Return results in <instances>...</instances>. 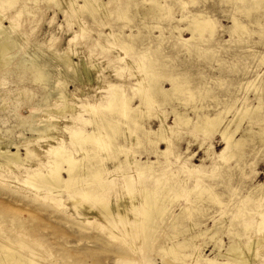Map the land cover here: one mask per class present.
<instances>
[{
  "label": "rangeland",
  "instance_id": "374dc122",
  "mask_svg": "<svg viewBox=\"0 0 264 264\" xmlns=\"http://www.w3.org/2000/svg\"><path fill=\"white\" fill-rule=\"evenodd\" d=\"M258 1L260 0H161L162 20L154 24H149L148 17L143 15L137 18L138 7L135 6L128 13L131 23L129 19L126 22L114 19L106 23V26L92 22L83 28L80 24L87 15H72L69 23L68 17L65 18L62 13H55L57 8L51 4V0H39L37 7L32 0H19L13 5L0 1V12L8 18L5 20L6 26L9 25L8 20L12 19L18 29L27 34L32 42H40L46 48L69 50L76 61L82 60L81 57L86 58L88 70H92L94 64L100 65L98 71L93 70V80L88 81L85 76L82 83H66L67 92L72 94L71 102L76 101V113L70 115L67 110L66 114L64 112L60 114L48 110L61 106L62 100L55 99L40 108L38 103L36 105L41 98L40 93L33 105L18 106L25 115L28 112H38L39 116L35 119L37 127L44 128L47 125L49 129L48 132L34 133L13 128L12 142L20 146V153L24 159L26 146L32 148L40 159H49L58 153L65 155V152L74 151L76 143L72 141V135H69V130L65 127L66 121L70 128L91 129V123H86L91 119V115L85 106L89 103L96 105L105 102L104 96L109 90L105 91L101 87L110 81L122 82L126 95L133 96L137 87L134 86L136 79L132 78L131 71L147 80V76L138 68H141L139 64L142 63L138 60L143 59L142 64L148 65L150 64L147 63L148 60L156 58L157 56L153 55L157 54L161 55L159 60L164 65L160 66L158 77L164 74L170 77L174 75V78H178V83L184 84L183 92L192 89L197 93L195 100L191 99L188 93L181 96L182 101L168 99L169 103L165 105L158 99L156 103H160V107L149 105L146 110L151 113L146 114L143 119L147 126L158 129L161 117L166 124L172 125L173 111L176 107L193 116L195 113L191 109L199 106L202 108L201 113L220 114L222 117L221 126L215 133L208 131L201 134L202 132H195L194 126L190 125L182 127L184 133L178 139L175 135L171 136L175 144L172 147L175 153L185 152L190 142L191 149L188 153L197 154L188 161V164L200 165L201 170L207 172L202 173L201 176L204 178L200 181L196 179L198 175L187 173L186 163L184 165L173 156L167 162L162 159L165 163L157 169L159 180L139 176L136 168L131 166L124 165L114 170L116 162L114 163L111 158L115 154L111 158L109 156L111 160L107 162V167L111 168L112 172L106 178L111 176L115 181V190L111 192V196L119 192L124 184L128 186L146 184L160 189L165 186L173 188V191L161 194L162 198L165 197L168 207V220L164 226H157V232L150 236L151 241L145 238L144 241H138V247L131 248L124 241H117L109 234L107 228H102L100 220L83 222L75 219L77 217L74 218V213L77 211H74L76 209L66 192L54 196L57 199L61 198L60 204L49 197L46 201L34 199L30 195L32 188L17 179L16 175L20 178L24 175L21 174L22 166H17L13 172L10 167L0 169L2 174L0 179H3L0 180V242L28 257L31 256L30 251L35 252L32 257L42 264H209L205 259L215 257L216 264H223L226 261L217 256L218 249L214 247L216 241L220 242L219 245L226 246L229 239L238 240L234 233H239L244 241L247 237L264 235V231H259V224L264 218V199H259L257 195L259 186H264V109L253 114L255 119H250L251 116L248 115L241 121L239 129L235 130V121L241 111L248 106L251 108L259 106L262 103L261 99H264V1L257 6ZM111 2L113 3L110 5L111 9L124 10L135 0ZM24 4L30 7L31 12L20 16L18 11ZM199 14L212 18L213 33L206 28L202 41L193 39L186 42L185 39L192 37V32L188 29L180 32L178 29H192L193 18ZM53 16L54 19L56 16V19L51 21ZM234 19L245 28L236 27ZM110 28L117 32L133 31L137 34L135 42L128 43L129 50L123 41L118 42L100 35V31L106 33ZM196 36L198 37L199 33L196 32ZM193 45L201 46L205 50L200 52L188 50ZM147 49L149 51L146 53ZM151 50L154 51L151 53ZM118 55H122L123 60ZM133 62L136 64H132ZM130 65L134 66L131 68ZM168 76L156 80L159 86L171 88ZM150 86L143 84L141 88L148 89ZM34 88L42 89L38 85ZM139 103L140 100L135 97L131 105ZM7 106V115L13 114L8 118V124L0 125L1 130L11 128L16 122L13 116L18 109L11 108V105ZM98 115L102 119L110 117L109 111L103 114L98 112ZM130 126L134 128L136 125L132 123ZM52 130L58 132L53 134ZM143 133L142 129L138 135L141 134L142 137ZM37 135L52 138L50 143L44 142L55 149L51 151V148H45L46 144L42 143ZM224 135L242 139L239 146L233 149L234 157L227 163L217 159V154L226 146ZM56 137H60V141H56L58 140H55ZM8 143V138L2 140V144ZM16 148L11 147L13 152ZM159 148L166 149L167 143H161ZM147 149V152L146 147L134 149L132 157L141 160L156 159L153 150L148 146ZM119 158L123 159L124 155L120 154ZM28 160L34 164L32 160ZM0 162L4 165V160ZM65 166L66 163L60 168ZM124 171L128 175L124 176ZM62 175L67 177L64 171ZM207 187H210V191L203 190ZM211 194L216 197L212 198ZM148 204L150 203H144L143 208L148 207ZM187 207L192 209L190 217L188 213H182L183 208ZM245 223L250 226L248 229L243 226ZM195 225L197 227L189 234L200 233L206 229H218L212 241L210 232L192 241L195 245L206 242L201 246L200 253L202 252L204 258L199 262L196 263L194 257L190 256L185 260H175L172 255L160 251V248L167 244L182 241L188 235L182 234L185 229ZM172 226H175L174 231L171 230ZM167 233L174 234V239H166ZM66 242L70 243L69 248H65ZM140 248H143V251L139 253ZM263 249L264 242L258 255L260 262L264 261ZM189 252L191 251L186 249L182 250L181 254L188 255Z\"/></svg>",
  "mask_w": 264,
  "mask_h": 264
},
{
  "label": "bare ground",
  "instance_id": "6f19581e",
  "mask_svg": "<svg viewBox=\"0 0 264 264\" xmlns=\"http://www.w3.org/2000/svg\"><path fill=\"white\" fill-rule=\"evenodd\" d=\"M0 1L13 5L19 0ZM32 1L37 7L39 0ZM263 1L264 0L258 1L256 5L260 6ZM129 3H131V1H129ZM51 4L57 8L55 13H62L65 18L68 17L67 21H69V23H71L70 19L72 15H87V18L83 19L80 24L81 28L86 27L92 22L98 23L99 26H106V23L114 19L126 22L129 19L128 13H130L135 6L138 7L136 17L138 18L140 15L148 17L147 20L151 22H149V24H154L162 20L163 13V4L161 0H135L133 4H129L127 9L124 10L111 9L110 5L113 4L111 0H51ZM30 12V7L24 4L18 11V14L23 16L24 14H30ZM6 19L8 18L0 12V103L2 104L0 107V125L8 124V118L13 114L7 115V105H11V108H16L18 110L13 116L16 120V122L13 120V122H15L14 126L7 129L4 128L5 130H1L2 128H0V160H4V165L0 162V169L3 167H10L13 172L17 169V166H22L23 172L21 174H24L23 177L20 178L19 175L16 176L23 184L29 185L32 188L30 191L31 197L44 201L49 197L55 199L57 204H60L61 198L57 199L54 198V196L66 192L68 199L72 200L73 207L76 209L74 211H77L74 213V218L75 216L77 217L75 219L79 221L83 220V222L100 220L102 228H107L106 230L109 231V234L117 241H124L131 248L134 246L138 247L139 242L144 241L145 238L150 239L151 234L157 232V226H164L166 220H168V207L165 197L162 198L161 194L171 192L173 188L171 189L165 186L160 189L159 187H149L146 184H141L139 186H128L124 184L121 190L114 194L115 196H111V192L115 190V181H113L114 178L111 179V176L108 179L106 178L108 174L110 175L112 172L111 168L107 167V162L111 159L114 163L116 162L114 170L124 165L131 166L136 168V172L139 176H148L151 179L156 178L159 180V170L157 169L160 165L165 163L162 159L167 162L173 156L177 161L183 164L186 163L187 165H184L188 167L186 170L187 173L193 174V176L198 175L196 179L200 181L204 178L201 176L202 173L207 174V172L201 170L202 166L200 165L188 164V161L193 159L197 154L196 152L191 154L188 153L191 149L190 142H188L189 145L188 148L185 149V152L175 153L172 149L175 144L171 136L175 135L178 139L184 133L182 127H188L190 125L194 126L195 132H202L201 134H206L208 131L210 133H215L221 126V115L201 113L202 108L194 106L191 110L195 114L192 116L189 113L182 112V109H177L176 107L173 111L174 120L172 125L166 124L161 117L158 129H153L150 125L147 126L143 119L146 114L151 115V113L146 110H148L149 105H156L157 108L160 107V103H156L158 99H160L161 104L165 105L169 103L168 99L182 101L181 96L188 93L191 99L195 100V93H197L192 89L183 92L184 84L178 83V78H174V75L170 77L164 74V76L158 77V75H160L158 71L161 70L160 66L164 65L159 60L161 59V55H158L155 51L157 55H152L157 57L154 59L150 58L147 62L150 64L145 65L142 64L143 59L138 60L142 62L139 64L141 68H138L147 76V80L137 75L136 72L134 73L131 71L132 78L136 79L134 86L137 87L133 96L129 97L126 95V91L123 87L124 83H113L110 81L106 86L101 87V89L105 91L109 90L108 94L105 93V102L96 105L89 103V105L85 106V109L91 115V119L86 121V123H91V129L70 128L69 123L66 121L65 127L69 130V135H72V141L76 143V149L74 151L65 152V155L58 153L49 159H40L39 155L34 154L32 148L25 145L24 156L27 159H24L23 155L20 153V146L12 142L11 134L14 132L13 128L15 127L20 131H30L34 133L48 132L49 129L47 125L44 128L37 127L35 119L39 116L38 112H28V114L25 115L21 112L19 107L32 104L36 101V97H38L40 93L41 98L36 102V105L38 103L40 108L47 106L51 103L52 99H55L58 101L62 100L60 101L61 106L51 107L48 108V110L60 114L63 112L66 114L65 111L67 110L70 115L76 113V101L74 100L71 102L70 98L72 94L67 92L65 85L66 83L69 84L73 82L82 83L85 81V76L88 81H91L94 77L93 70L97 69L98 71L100 65L93 63L94 65L91 67L92 70H88L86 67L88 60H86V58L83 59L81 57L82 60L76 61L69 50H58L52 47L46 48L42 46L43 44L40 42H32V40L28 39L27 34L18 29L14 20L9 19V25L6 26ZM55 19L53 16L51 21ZM128 21L130 22V19ZM234 24H236V27L245 28L242 24L240 25L236 19H234ZM193 25L194 27L192 29H178L180 32L187 29L192 32V37L185 39L186 42L193 39L202 41L204 39L203 32L206 28L211 30V34L214 30V21L205 14H199L194 17ZM122 28L120 27V29ZM196 32L199 33L198 37L196 36ZM100 35L106 38H113L115 41H123L126 43L127 50H129L128 43H134L137 37V34L133 31L123 33L121 30L117 32L111 28L110 31L106 33L100 31ZM100 45L103 44L100 43ZM188 50L200 52L205 49L201 46L193 45L188 48ZM148 51L147 49L145 52L147 53ZM153 51L151 50V53ZM118 57L121 59L122 55H118ZM132 64H134V62ZM134 65H130L131 68ZM155 75H157V77H154ZM165 76H168L171 88L159 86V82H156L158 78L161 79ZM143 84H150L151 86L148 89H144L141 88ZM35 85L40 86L42 89L37 90V88H34ZM135 97L140 100V103L132 106L131 103L134 101ZM261 100L263 104L261 103L259 106H253L252 108L248 106L245 110L241 111V114L238 115L235 121L236 131L239 129L241 121L248 115L251 116L250 119H252L255 117V115H253L254 113L261 112L264 109V99ZM186 102H188V100H186ZM97 111L102 114L105 111H109L110 117L102 119ZM142 121L144 122L143 124ZM132 123L136 125L134 128L130 126ZM177 126H180V128ZM142 129L144 133L141 137V134L138 135V133ZM105 131H107V133H105ZM52 132L54 134L57 133L58 130H52ZM38 137L44 144H46L44 141L50 143L52 139L48 136ZM5 138L9 139V143L4 145L2 144V140ZM60 139V137L55 138L56 141H60ZM223 140L226 146L221 153L217 154V159L227 163L234 157L233 149L239 146L242 139H234L233 136L224 135ZM164 142L167 143V148H159V145ZM12 146L17 147L15 152L11 149ZM147 146L153 150L152 153L157 156L156 159L153 160L148 158L146 160H141L138 157H132L134 149L146 147L145 152H147ZM47 147L51 148V145L46 144L45 148ZM53 149L55 148H51V151ZM113 154H115V156L111 158ZM120 154L124 155L123 159L119 158ZM28 159L32 160L34 164L30 163ZM64 163H66V166L61 169L60 166ZM62 171H64L67 177L62 175ZM126 175H128V173L124 171V176ZM1 176L2 174H0V177ZM0 180L3 181V179ZM61 188L64 190H61ZM259 188L260 190H258L259 192H257V195L259 199L263 200L264 186H259ZM203 190L210 191V187L204 188ZM200 191H202V189H200ZM138 193H140V195ZM211 197L215 198L216 196H212L211 194ZM144 203L150 204H148V207L143 208ZM191 211L192 209L187 207L183 208L182 213L186 212L190 217ZM175 219L176 217L174 220ZM243 226L246 229L250 227L246 223ZM195 227L197 226H190V228L185 229L182 234L188 235L182 241L167 244L161 247L160 251L172 255L175 260H185L186 257L190 256L194 257L196 263L199 262L204 258L202 252L200 253V249L206 242L195 245L192 241L207 235L209 232L212 235V241L215 239L218 229H206L200 233L189 234ZM171 228L172 231L175 230V226ZM259 231H264V218L261 219L259 224ZM233 235L237 237L238 240L229 239L228 245L226 246L223 244L219 245L220 242L217 241L214 243V247L218 249L217 256L226 261L223 264H264V261L262 260L260 262L258 258L262 250L264 235H260L259 237L256 236L255 238L247 237L245 241L241 239L239 233H234ZM174 237V234H166V239L168 240H173ZM64 245L66 246L65 248H69L70 243L66 242ZM222 248H224V250H222ZM186 249L191 252H189L188 255L181 254L182 250ZM142 251L143 248H140L139 253ZM30 252L31 254H29L31 256L28 257L27 255L11 250L7 244L0 242V264H42L32 257L35 252ZM205 260L209 264L217 263L216 257L212 259L207 258Z\"/></svg>",
  "mask_w": 264,
  "mask_h": 264
}]
</instances>
